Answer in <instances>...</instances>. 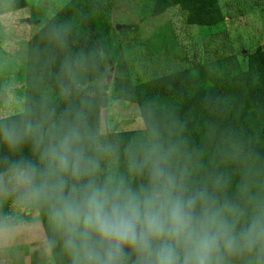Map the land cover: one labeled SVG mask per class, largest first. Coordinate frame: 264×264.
I'll return each instance as SVG.
<instances>
[{
  "label": "clouds",
  "instance_id": "9594fccd",
  "mask_svg": "<svg viewBox=\"0 0 264 264\" xmlns=\"http://www.w3.org/2000/svg\"><path fill=\"white\" fill-rule=\"evenodd\" d=\"M42 38L28 92L0 99V256L31 234L11 203L42 214L43 264H264V146L228 105L193 127L145 99L118 131L103 58L71 21Z\"/></svg>",
  "mask_w": 264,
  "mask_h": 264
},
{
  "label": "rangeland",
  "instance_id": "374dc122",
  "mask_svg": "<svg viewBox=\"0 0 264 264\" xmlns=\"http://www.w3.org/2000/svg\"><path fill=\"white\" fill-rule=\"evenodd\" d=\"M68 1L0 0V99L13 92L25 95L28 40ZM218 4L223 21L209 26L188 24L178 5L152 15L142 11L141 0H115L112 29L106 36L111 108L105 112H110L118 131L133 128L139 108L116 96L111 88L116 76L138 83L184 68L193 70L197 64L212 66L229 55L248 71L249 58L264 50V0H218ZM38 223L42 226L39 219Z\"/></svg>",
  "mask_w": 264,
  "mask_h": 264
},
{
  "label": "trees",
  "instance_id": "16d2710c",
  "mask_svg": "<svg viewBox=\"0 0 264 264\" xmlns=\"http://www.w3.org/2000/svg\"><path fill=\"white\" fill-rule=\"evenodd\" d=\"M114 2L69 0L54 16L44 21L28 40L25 94L31 86L33 75L40 70L39 58L45 43L42 32L45 25L52 21H71L74 46L97 52L103 58L105 68L108 59L106 36L112 29L111 10ZM14 5L20 6L18 2H14ZM171 5L180 7L188 24L213 26L224 18L218 0H141L142 11L146 14L162 13ZM211 64H197L193 70L184 68L138 83H132L125 76H116L111 88L118 98L137 104L139 110L145 99L176 104L181 113L192 115L193 127H203L204 122L211 118L204 100L209 97L219 99L222 106L228 105L232 125L255 136L258 144L264 146V50H257L249 58L248 71L243 70L234 55ZM197 135L194 133V136ZM34 211L38 213L46 235L42 214L38 209Z\"/></svg>",
  "mask_w": 264,
  "mask_h": 264
},
{
  "label": "crops",
  "instance_id": "0c3cea01",
  "mask_svg": "<svg viewBox=\"0 0 264 264\" xmlns=\"http://www.w3.org/2000/svg\"><path fill=\"white\" fill-rule=\"evenodd\" d=\"M9 210L18 211V214L25 221V229H30L31 234L19 242L14 254L0 256V264H43L41 259V240L44 238L45 233L43 226L38 223V213L29 208L17 210L14 205H6L5 211ZM32 221H35V223H32Z\"/></svg>",
  "mask_w": 264,
  "mask_h": 264
},
{
  "label": "water",
  "instance_id": "95a60500",
  "mask_svg": "<svg viewBox=\"0 0 264 264\" xmlns=\"http://www.w3.org/2000/svg\"><path fill=\"white\" fill-rule=\"evenodd\" d=\"M110 74H111V70H110ZM108 80H109V78H108Z\"/></svg>",
  "mask_w": 264,
  "mask_h": 264
}]
</instances>
